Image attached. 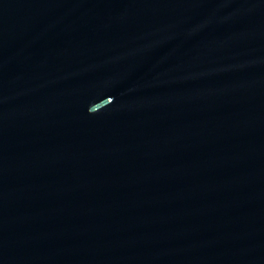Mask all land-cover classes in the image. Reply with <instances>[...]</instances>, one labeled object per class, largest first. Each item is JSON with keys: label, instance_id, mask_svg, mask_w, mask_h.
Here are the masks:
<instances>
[{"label": "water", "instance_id": "95a60500", "mask_svg": "<svg viewBox=\"0 0 264 264\" xmlns=\"http://www.w3.org/2000/svg\"><path fill=\"white\" fill-rule=\"evenodd\" d=\"M0 264H264V0H0Z\"/></svg>", "mask_w": 264, "mask_h": 264}]
</instances>
